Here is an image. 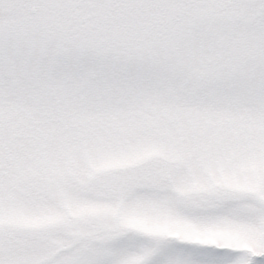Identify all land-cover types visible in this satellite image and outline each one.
Returning <instances> with one entry per match:
<instances>
[{
    "label": "snow or ice",
    "instance_id": "6c2138e0",
    "mask_svg": "<svg viewBox=\"0 0 264 264\" xmlns=\"http://www.w3.org/2000/svg\"><path fill=\"white\" fill-rule=\"evenodd\" d=\"M0 264H264V0H0Z\"/></svg>",
    "mask_w": 264,
    "mask_h": 264
}]
</instances>
